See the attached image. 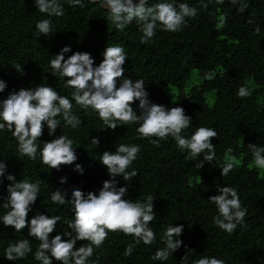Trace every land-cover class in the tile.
I'll return each mask as SVG.
<instances>
[{"label": "trees", "instance_id": "trees-1", "mask_svg": "<svg viewBox=\"0 0 264 264\" xmlns=\"http://www.w3.org/2000/svg\"><path fill=\"white\" fill-rule=\"evenodd\" d=\"M83 2V8L63 3L64 15L51 18L56 28L54 33L36 38L35 24L46 17L36 11L33 0H0V79L7 84L0 93V100L13 90L41 83L70 96V89H65L63 81L52 75L49 61L54 55L70 45L68 55L88 52L94 66H98L106 46L119 45L127 54L124 75L145 80L153 103L182 107L191 117L192 124L182 135H190L200 126L215 128L217 137L211 142L215 146L216 161L197 169L196 162L187 152H181L171 137L156 147L146 139L134 138L135 124L104 130L102 122L75 104L73 111L82 125L76 129L58 127L55 136L64 133L74 140L77 160L73 165H61L59 171L48 169L39 160L20 158L11 134L7 130L0 132V159H5L8 173L17 181L39 182L40 197L33 206L34 211L39 209L47 216L59 214L62 217L50 236L66 229L71 216L67 205L58 208L51 203V191L67 189L70 196L73 187L84 192L98 190L109 179L106 168L99 163V155L104 151L114 152L120 143L139 144L141 152L131 165L137 174L128 181L131 187L125 198L143 201L151 196L154 199L157 219L151 223L157 241L148 246L136 245L129 256L125 255V248L133 243L132 237L119 231L110 233L102 247L94 251L92 260H97L98 264H161L153 262L150 256L158 247H163L159 238L164 228L177 223L184 226L181 248L163 264H179L185 255V246L193 250L190 264L201 255L216 256L224 259L225 264H264V176L260 178L246 168V164L253 163L247 145H264V105L257 104L259 99L264 103V0H244L247 7L243 11L230 0H224L223 4L212 0L207 8L202 6L201 0H178L196 7L197 15L189 18L179 32L157 31L148 44H141V33L135 24L119 31L100 5ZM17 67H22L23 74L16 71ZM192 70L202 81V91H215L212 107L206 105L202 91L194 88L187 95L182 94ZM206 71L212 72L214 78L204 79ZM249 80L255 87L252 94L238 97V88ZM166 86L180 92L177 103L158 92L157 87ZM137 105L138 102H134L133 108ZM47 131L45 127L38 138L41 142L55 138L49 137ZM92 137L100 139L97 148L90 142ZM226 154L241 156L243 164L235 165L228 176L222 177L221 170L214 166L223 163ZM76 163L84 169L83 175L73 171ZM61 177H67L63 185L59 183ZM128 182L120 180L118 186ZM8 183L5 179L0 184V204L4 203ZM217 185L235 187L242 207L247 210L244 224L231 234L212 222L216 210L208 198L217 194ZM3 211L0 206V214ZM27 231L25 227L21 233H14L11 226L0 225V264H38L31 254L16 262L2 257L8 243L25 237L30 239L35 251L38 242L28 237ZM83 243L87 242L78 241L76 247Z\"/></svg>", "mask_w": 264, "mask_h": 264}, {"label": "clouds", "instance_id": "clouds-1", "mask_svg": "<svg viewBox=\"0 0 264 264\" xmlns=\"http://www.w3.org/2000/svg\"><path fill=\"white\" fill-rule=\"evenodd\" d=\"M96 0H88L94 3ZM212 0H201L207 8ZM223 4L224 0H215ZM231 4H239L240 10L247 7L244 0H230ZM36 11L44 17L35 24V37L53 34L55 27L52 17L64 15L63 3L70 7L83 8V0H33ZM98 5L106 12L107 19L119 31L135 24L141 33V44H148L157 31L176 33L182 30L189 18L197 15V8L178 0H98ZM223 19V18H222ZM71 46L65 45L49 61L52 75L63 81V87L70 89L69 95H61L54 87L39 84L8 93L0 100V132L7 130L14 138L16 151L20 158L26 157L37 161L48 169L60 170L61 165H73L77 160L74 140L67 134L55 136L58 127L76 129L82 125V120L73 111L74 104L80 110L94 115L102 122L103 129L115 130L118 126L135 124L137 140H147L159 147L161 141L171 137L181 152L194 162L197 169L205 163L213 165L216 161V150L212 138L217 137L215 128L200 126L190 135H182L192 124L191 117L185 114L182 107H166L153 103L149 99L145 80L130 79L124 75L123 67L127 54L122 46L107 45L102 53L103 59L98 66L88 52H73ZM67 57V58H66ZM16 71L23 74L22 67ZM204 79L211 80L214 75L210 71L204 73ZM7 87L0 79V93ZM240 98L249 97L252 93L247 85H241L237 90ZM138 102L133 108V103ZM59 117V119H58ZM61 119L63 124H61ZM49 137H55L47 142H41L44 128ZM94 148L100 145V139H90ZM247 148L253 164L257 169H264V145L248 144ZM229 153L231 149L228 150ZM141 152L139 144L120 143L114 152L104 151L99 155V163L106 168L108 180H105L96 191L84 192L78 187L67 189L57 188L51 191L50 201L58 208L67 205L71 213L66 229L54 236L57 223L62 220L59 214L47 216L33 206L40 197L39 182L16 180L8 173L5 159H0V184L6 179L7 195L0 204L3 213L0 214V225L11 226L14 233H21L27 227L28 237L38 242L33 251L30 239L24 238L10 242L3 250L7 261L16 262L26 259L31 254L38 264H98L92 260L94 251L101 248L110 233L121 232L130 235L133 243L125 248V255H132L136 245H152L157 241L152 223L157 219L153 211L154 199L149 196L141 201L128 197V181L136 176V170L131 168ZM202 156V159H197ZM236 157L229 155L221 164H217L222 177L228 176L235 167ZM73 171L83 175L84 169L78 163ZM119 178V180L117 179ZM120 180L126 183L118 186ZM67 182V177H61V185ZM216 195L208 201L214 205L216 213L212 222L215 227L225 233H233L238 226L244 224L247 210L242 207L238 191L235 187L216 186ZM33 213L30 219H26ZM182 224H170L163 230L158 247L150 256L153 262L167 261L181 248ZM64 237L65 239H62ZM78 241L87 243L76 247ZM193 250L185 246V255L179 264H190ZM191 264H225L224 259L216 256L201 255L191 260Z\"/></svg>", "mask_w": 264, "mask_h": 264}, {"label": "rangeland", "instance_id": "rangeland-1", "mask_svg": "<svg viewBox=\"0 0 264 264\" xmlns=\"http://www.w3.org/2000/svg\"><path fill=\"white\" fill-rule=\"evenodd\" d=\"M246 85L250 88L251 91L254 90L255 88L251 80L247 81ZM194 88L198 91H202V81L198 77L197 72L195 70H192L189 74L188 79L186 80L184 84L182 94L187 95L190 92V90ZM157 90L158 92H162L170 100V102L177 103L178 101L177 98L180 92L176 88L171 87V86H166V87H157ZM202 96L208 107H212L214 105L215 91L213 90L202 91ZM257 104L259 106L264 105L263 100L259 99L257 101ZM228 156L229 154H226L223 160H225ZM217 164L219 163L215 164L214 166L215 169H218V167H216ZM242 164H243L242 157L241 156L237 157L235 165L241 166ZM246 168L252 172H255L257 176L260 178L264 176V169H257L253 163L246 164Z\"/></svg>", "mask_w": 264, "mask_h": 264}, {"label": "water", "instance_id": "water-1", "mask_svg": "<svg viewBox=\"0 0 264 264\" xmlns=\"http://www.w3.org/2000/svg\"><path fill=\"white\" fill-rule=\"evenodd\" d=\"M88 1V0H87ZM151 1V0H150ZM134 2H135V0H134ZM94 3H96V4H98V0H96V2H94Z\"/></svg>", "mask_w": 264, "mask_h": 264}]
</instances>
